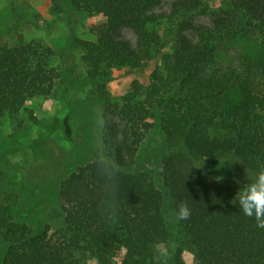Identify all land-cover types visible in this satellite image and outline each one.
I'll return each instance as SVG.
<instances>
[{
  "label": "trees",
  "instance_id": "16d2710c",
  "mask_svg": "<svg viewBox=\"0 0 264 264\" xmlns=\"http://www.w3.org/2000/svg\"><path fill=\"white\" fill-rule=\"evenodd\" d=\"M162 1L54 0L105 19L95 40L75 39L98 102V153L58 181L54 232L20 220L19 193L0 169V264H185V254L193 264H264V226L235 194L264 165V0H173L156 11ZM56 55L20 35L0 43V121L54 91ZM148 65L146 84L111 97L112 71ZM62 123L69 136V115ZM150 132L155 169L136 157ZM212 168L226 176L215 180ZM181 201L186 220L174 215Z\"/></svg>",
  "mask_w": 264,
  "mask_h": 264
},
{
  "label": "rangeland",
  "instance_id": "374dc122",
  "mask_svg": "<svg viewBox=\"0 0 264 264\" xmlns=\"http://www.w3.org/2000/svg\"><path fill=\"white\" fill-rule=\"evenodd\" d=\"M172 1L163 0L156 11L169 10ZM55 2L0 0L1 44H13L20 35L25 40L42 41L57 52L52 65L61 73V79L54 91L49 96L28 101L14 120L0 121V169L5 171L7 189L19 193V218L34 229L48 226L50 232L62 225L58 181L98 153V133L102 126L98 102L86 82L83 52L76 46L75 39L95 40L105 24L102 15L90 16ZM199 22L207 23L203 18ZM122 34L134 43L135 35L131 30L123 29ZM252 44L241 45L242 50L253 52ZM235 50L234 47L228 49L227 57H234ZM152 68L148 65L139 72L126 68L112 71L107 87L111 97L118 100L129 91L133 80L146 84ZM31 115L36 121L30 120ZM67 115L69 136L65 135L62 123ZM152 135L150 132L146 136L136 156L139 163L149 169L158 167V163H148L146 157ZM207 172L218 181L226 176L225 170L216 168ZM168 219L174 233L177 231L175 219L173 215ZM176 241L171 249L175 248ZM160 248L165 250L164 245ZM185 264H193L190 254H185Z\"/></svg>",
  "mask_w": 264,
  "mask_h": 264
},
{
  "label": "clouds",
  "instance_id": "9594fccd",
  "mask_svg": "<svg viewBox=\"0 0 264 264\" xmlns=\"http://www.w3.org/2000/svg\"><path fill=\"white\" fill-rule=\"evenodd\" d=\"M235 194L241 213L253 218L259 226H264V165L257 167L252 179L243 182ZM174 215L177 220L188 219L190 208L187 202H179Z\"/></svg>",
  "mask_w": 264,
  "mask_h": 264
}]
</instances>
